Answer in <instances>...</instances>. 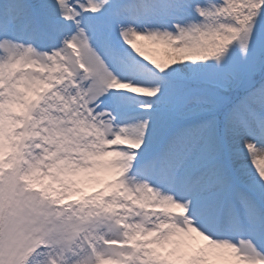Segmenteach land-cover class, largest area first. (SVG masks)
Here are the masks:
<instances>
[{"label": "snow or ice", "instance_id": "6c2138e0", "mask_svg": "<svg viewBox=\"0 0 264 264\" xmlns=\"http://www.w3.org/2000/svg\"><path fill=\"white\" fill-rule=\"evenodd\" d=\"M0 264H264V0H0Z\"/></svg>", "mask_w": 264, "mask_h": 264}]
</instances>
